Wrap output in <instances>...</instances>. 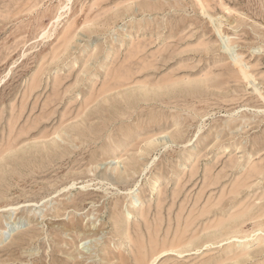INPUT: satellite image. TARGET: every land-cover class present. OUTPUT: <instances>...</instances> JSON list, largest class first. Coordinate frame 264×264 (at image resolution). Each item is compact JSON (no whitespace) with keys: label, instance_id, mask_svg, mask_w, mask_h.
Returning <instances> with one entry per match:
<instances>
[{"label":"rangeland","instance_id":"1","mask_svg":"<svg viewBox=\"0 0 264 264\" xmlns=\"http://www.w3.org/2000/svg\"><path fill=\"white\" fill-rule=\"evenodd\" d=\"M200 1L0 0V264H264V0Z\"/></svg>","mask_w":264,"mask_h":264},{"label":"bare ground","instance_id":"2","mask_svg":"<svg viewBox=\"0 0 264 264\" xmlns=\"http://www.w3.org/2000/svg\"><path fill=\"white\" fill-rule=\"evenodd\" d=\"M201 1H203V0H201ZM200 1V2H201ZM202 5H204V4H202ZM205 7V6H204ZM213 19V18H212ZM131 38V37H130ZM133 39V38H132ZM135 40V39H134ZM240 57V56H239ZM238 59H240V58H238ZM240 64V67H241V64L242 63H240V61H237V65H239ZM243 65V64H242ZM244 66V65H243ZM245 67V66H244ZM239 69V68H238ZM240 71V70H239ZM241 72V71H240ZM242 75L245 77V78H249L250 76H249V74L247 73V71L246 70H244V69H242ZM254 80V79H253ZM257 88H255V91H257L256 90ZM259 92V91H258ZM259 94V93H258ZM260 97H261V95H260ZM263 98V97H262ZM264 102V101H263ZM120 135V134H119Z\"/></svg>","mask_w":264,"mask_h":264}]
</instances>
